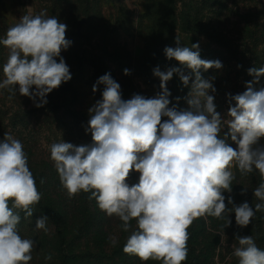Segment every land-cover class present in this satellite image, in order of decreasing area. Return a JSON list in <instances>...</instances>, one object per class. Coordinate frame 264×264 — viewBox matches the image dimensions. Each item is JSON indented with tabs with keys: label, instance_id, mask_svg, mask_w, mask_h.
<instances>
[{
	"label": "clouds",
	"instance_id": "obj_1",
	"mask_svg": "<svg viewBox=\"0 0 264 264\" xmlns=\"http://www.w3.org/2000/svg\"><path fill=\"white\" fill-rule=\"evenodd\" d=\"M66 30L67 25L48 16L46 10L24 14L7 29L6 38L0 40L8 48L0 89L9 91V99L18 90L35 107H43L48 94L72 79L61 56L72 43L66 39ZM164 53L195 76L186 97L188 109L169 107L167 83L173 75L189 85L191 77L182 68L161 71L157 66L153 75L159 78L161 91L154 98L134 94L127 100L122 98L120 84L106 73L92 87L95 93L104 85L102 99L88 110L86 132L91 133L92 143L54 142L50 159L69 199L90 193V201L94 199L107 216H116L124 232L131 231L123 247L126 254L136 255L142 262L182 264L188 255V229L196 219L227 216L226 228L234 213L236 225L243 228L257 212H264V144L260 143L264 138V87H254L264 76V67L249 68L248 74L255 79L246 82L242 93L228 94L225 118L216 110L213 94L217 90L212 80L200 73L201 68L221 69L222 63L202 59L199 43L166 46ZM124 74L129 75L130 70L124 69ZM164 117L167 119L162 120ZM233 167L242 175L258 171L261 182L253 196L260 202L254 208L248 202L237 205L231 195L225 197L236 179ZM133 171L139 173V179L129 185ZM246 191L243 188L241 194ZM41 198L23 143L6 132L0 140V264L32 261L36 242L19 234L18 210L26 219L32 217L33 206ZM47 221L46 215L40 216L35 228L47 232ZM109 239L112 246L118 243L115 236ZM236 241L239 246H234L232 255L238 264H264V250L253 236L237 235ZM44 259L50 261L52 255Z\"/></svg>",
	"mask_w": 264,
	"mask_h": 264
},
{
	"label": "trees",
	"instance_id": "obj_2",
	"mask_svg": "<svg viewBox=\"0 0 264 264\" xmlns=\"http://www.w3.org/2000/svg\"><path fill=\"white\" fill-rule=\"evenodd\" d=\"M14 1L20 8L25 7L26 1H31L33 15L46 10L48 16H56L67 25L66 39L72 42L67 50L61 51L72 79L48 94V102L43 107H35L33 101L19 95L18 90L9 99V91L0 89V140L7 132L23 143L29 168L42 194L40 202L33 206L32 217L26 219L25 213L18 210L21 217L19 234L36 242L30 264H160L153 260L142 262L136 255L123 251L131 231L124 232L122 222L116 216H107L94 199L90 201V193L81 192L72 199L68 198L50 159V145L54 142L45 139L49 134L48 138L53 136L56 142L63 140L77 146L91 144V133L86 132L89 109L79 108L88 96H92L94 103L102 99L104 85H99L95 93L92 87L106 73L120 84L123 99L132 98V82L127 79L124 69L134 70L147 83L156 85L157 91L147 97L154 98L161 89L153 69L157 66L161 71L182 68L191 79L189 85L184 86L179 75H173L167 83L171 93L169 107L175 105L178 110L188 109L186 97L195 76L175 59L166 58L164 49L166 46L190 47L201 37L206 38L209 45L199 47L200 57L219 60L223 65L221 69L205 71L201 68L200 73L203 78L212 80L217 91L210 94L215 96L216 110L227 118L228 94L242 93L246 90V82L255 79L248 74L249 68L264 67V0H149L144 15L148 20L146 26H143L142 18L136 21L137 18L125 6H119L109 19H102L100 14L96 17L93 8H101L100 0ZM111 1L116 6L117 1ZM24 14H30L26 7ZM84 16L88 17L87 24L93 27V33L86 37L76 30L77 22ZM134 32L145 41L143 54L138 57L125 43L119 42L120 36H133ZM4 38V24L0 18V40ZM4 63L6 46L0 44V81L4 79ZM87 70L89 74L85 77ZM85 78L84 87L90 89L84 91L80 83ZM254 87L257 90L264 87V76ZM231 103L235 104L234 101ZM228 143L236 147L230 139ZM260 143L264 144V138ZM234 174L232 192H225V197L231 195L237 205L248 202L254 208L260 202L253 196V190L261 182L258 171L242 175L234 167ZM243 188L247 191L242 195ZM225 203L227 205V199ZM42 215L48 217L47 232L35 228L36 219ZM229 218L232 223L226 228L227 216L225 219L211 216L196 219L188 229V255L182 264H222L216 259L222 243L236 241L237 235L253 236L257 246L264 250V212H257L252 222L243 228L236 225L234 213ZM131 224L135 229L136 221L132 220ZM112 236L118 239L115 246L109 239ZM48 254L52 259L45 261Z\"/></svg>",
	"mask_w": 264,
	"mask_h": 264
},
{
	"label": "rangeland",
	"instance_id": "obj_3",
	"mask_svg": "<svg viewBox=\"0 0 264 264\" xmlns=\"http://www.w3.org/2000/svg\"><path fill=\"white\" fill-rule=\"evenodd\" d=\"M115 1H117L116 6L115 4L112 3L111 0H100L101 8L99 6V10H98L97 7H94L93 8L94 15L96 17L97 16L99 17V14H100L102 19H107V18L109 19L110 15H113L115 12H117L119 6H122V7L125 6L127 7L126 10H128L132 16L137 18L136 21L141 20L142 18L144 20L143 26L147 25L148 20L146 17H144V15L147 14L146 5L149 0H115ZM25 7L30 14L34 10V5L31 1H26ZM25 7H22L23 9L20 8L14 0H0V18L2 19L3 24H4L5 35L9 27L19 22V18L22 16V13ZM83 18H85L87 21L86 23L82 25L80 35H83L84 37H86L87 35H90L93 33L92 32L93 27L87 24L88 22L87 16H84ZM96 23L101 24V22H98V20H96ZM96 27L94 26L95 30H97ZM76 30H77V27H76ZM93 39L95 40V36H93ZM119 42L125 43L128 49L132 51L137 57L143 54L145 41L140 36V34L136 35V32L133 33V36L123 34L122 36H120ZM198 43H199L200 48H203L209 45V41L204 37H201ZM7 58H8V48L6 47V62H7ZM88 72L89 71L87 70V73H85V77L88 76L89 74ZM134 72H135L134 70H131L130 74L126 76L127 79L131 80L132 82V93H133L132 96L134 94H140L144 96L145 98H147L152 93H155L157 91L156 85L147 83L142 77L137 76V74ZM85 81H86V78L80 83V86L83 88L84 91L86 88L87 90L90 89L89 86L84 87L83 83ZM94 104L95 103L93 102L92 96H88V98H86L83 101L79 109L81 108L89 109ZM48 135L49 134H47V139H45V141L56 142L55 137L51 136L50 138H48ZM232 171L234 172V167ZM138 179H139V173L133 171L130 174V177L128 179L129 185L137 183ZM221 246L222 248L218 252V256L216 257V259H218V261H222V264H238V258L232 255L234 246H239L238 242L225 240Z\"/></svg>",
	"mask_w": 264,
	"mask_h": 264
},
{
	"label": "water",
	"instance_id": "obj_4",
	"mask_svg": "<svg viewBox=\"0 0 264 264\" xmlns=\"http://www.w3.org/2000/svg\"><path fill=\"white\" fill-rule=\"evenodd\" d=\"M86 19L83 18V19H80L78 22H77V32L80 34L81 33V27L84 23H86Z\"/></svg>",
	"mask_w": 264,
	"mask_h": 264
}]
</instances>
